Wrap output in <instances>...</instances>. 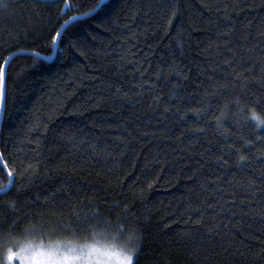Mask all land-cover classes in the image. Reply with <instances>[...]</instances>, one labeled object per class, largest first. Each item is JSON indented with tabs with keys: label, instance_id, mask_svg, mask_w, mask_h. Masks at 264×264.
Listing matches in <instances>:
<instances>
[{
	"label": "trees",
	"instance_id": "obj_1",
	"mask_svg": "<svg viewBox=\"0 0 264 264\" xmlns=\"http://www.w3.org/2000/svg\"><path fill=\"white\" fill-rule=\"evenodd\" d=\"M4 2L0 56L47 54L39 37L55 11ZM113 2L50 69L12 60L0 154L20 175L0 199L37 219L127 207L139 264H264V131L249 120L253 108L264 118V0ZM237 99L243 115L224 108ZM221 111L234 119L218 128ZM12 211L0 205L9 224Z\"/></svg>",
	"mask_w": 264,
	"mask_h": 264
},
{
	"label": "snow or ice",
	"instance_id": "obj_2",
	"mask_svg": "<svg viewBox=\"0 0 264 264\" xmlns=\"http://www.w3.org/2000/svg\"><path fill=\"white\" fill-rule=\"evenodd\" d=\"M40 5L55 11L56 24L46 27L39 37L43 41L40 47L46 49L47 54H42L38 49L18 48L16 52L9 51L7 55L0 56V114L7 111L9 69L18 52L27 53L32 59L29 69L37 72L48 70L56 61L67 58L78 47V28L87 24L91 18L111 15L119 7L113 0H37L34 6ZM7 7V3L0 0V8ZM165 8L171 12L168 19L171 25L172 18L179 15V5L174 2L165 5ZM48 19L52 20L53 17L49 16ZM182 34V30L177 29V35ZM10 39L16 41L18 35H10ZM219 87L228 89L229 85ZM233 103L239 108V114L243 115L245 108L240 106L239 99L225 104L224 108L228 109ZM251 112L249 120L255 122L252 127L264 131V118L256 114L255 108ZM215 119L220 128L225 120L234 117L221 111ZM235 122L240 123L239 120ZM241 140L246 147L254 143L253 140ZM256 140L264 143V137L257 136ZM236 152L239 154V149ZM246 159V156L239 155L240 164ZM0 170H3V176L7 179V183H0V195L6 196L15 187L20 174L9 168L3 154H0ZM0 205L10 206L13 209L11 216L15 217L9 224V218L0 214V228H9L7 232L0 231V264H139L142 233L135 227V218L127 207L117 211L118 203L103 210L98 207L87 213L75 214L72 219L65 218L63 214L57 218L43 214L40 219L30 218L26 214L21 217L19 205L15 201L0 199Z\"/></svg>",
	"mask_w": 264,
	"mask_h": 264
},
{
	"label": "water",
	"instance_id": "obj_3",
	"mask_svg": "<svg viewBox=\"0 0 264 264\" xmlns=\"http://www.w3.org/2000/svg\"><path fill=\"white\" fill-rule=\"evenodd\" d=\"M18 54H20V52H18ZM21 54H24V53H21ZM2 118H3V113L0 114V128H1Z\"/></svg>",
	"mask_w": 264,
	"mask_h": 264
},
{
	"label": "rangeland",
	"instance_id": "obj_4",
	"mask_svg": "<svg viewBox=\"0 0 264 264\" xmlns=\"http://www.w3.org/2000/svg\"><path fill=\"white\" fill-rule=\"evenodd\" d=\"M20 264H22V262H20Z\"/></svg>",
	"mask_w": 264,
	"mask_h": 264
}]
</instances>
